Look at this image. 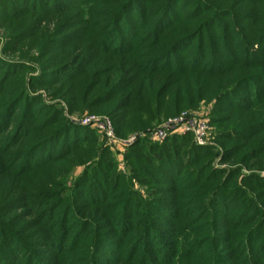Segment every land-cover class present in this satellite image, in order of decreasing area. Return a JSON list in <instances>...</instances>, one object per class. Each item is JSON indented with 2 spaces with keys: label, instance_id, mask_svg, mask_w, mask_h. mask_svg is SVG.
Wrapping results in <instances>:
<instances>
[{
  "label": "rangeland",
  "instance_id": "obj_1",
  "mask_svg": "<svg viewBox=\"0 0 264 264\" xmlns=\"http://www.w3.org/2000/svg\"><path fill=\"white\" fill-rule=\"evenodd\" d=\"M0 264H264V0H0Z\"/></svg>",
  "mask_w": 264,
  "mask_h": 264
},
{
  "label": "built area",
  "instance_id": "obj_2",
  "mask_svg": "<svg viewBox=\"0 0 264 264\" xmlns=\"http://www.w3.org/2000/svg\"><path fill=\"white\" fill-rule=\"evenodd\" d=\"M196 121L194 118L185 116V114H181L180 116H177L173 119H169L158 131L155 132V135L157 136H163L166 131H168V128L177 126L181 129H184L185 131L190 129L192 126L196 125ZM198 128L202 129L203 125L201 123H198Z\"/></svg>",
  "mask_w": 264,
  "mask_h": 264
}]
</instances>
